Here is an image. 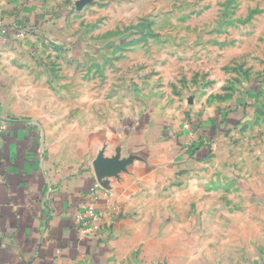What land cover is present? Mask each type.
I'll list each match as a JSON object with an SVG mask.
<instances>
[{"label": "rangeland", "instance_id": "1", "mask_svg": "<svg viewBox=\"0 0 264 264\" xmlns=\"http://www.w3.org/2000/svg\"><path fill=\"white\" fill-rule=\"evenodd\" d=\"M0 23L38 45L21 105L36 107L54 165L119 164L141 134L149 170L206 159L212 204L264 193V0H0ZM180 126L191 136L179 154ZM192 139L209 146L202 161L203 145L186 154Z\"/></svg>", "mask_w": 264, "mask_h": 264}, {"label": "crops", "instance_id": "2", "mask_svg": "<svg viewBox=\"0 0 264 264\" xmlns=\"http://www.w3.org/2000/svg\"><path fill=\"white\" fill-rule=\"evenodd\" d=\"M13 31L0 36V118L8 119L0 132V264H264V193L253 188L247 201H206L217 188L211 165L193 163L194 154L179 157L191 136L187 126L176 141L189 166L176 163L173 171L147 168L153 155L141 134L119 164L69 174L45 159L40 116L24 100L35 88L38 45ZM189 145L186 154L203 140ZM206 147L204 141L206 154L196 159L210 154ZM93 185L109 189L122 208L101 239L80 235L74 220Z\"/></svg>", "mask_w": 264, "mask_h": 264}, {"label": "built area", "instance_id": "3", "mask_svg": "<svg viewBox=\"0 0 264 264\" xmlns=\"http://www.w3.org/2000/svg\"><path fill=\"white\" fill-rule=\"evenodd\" d=\"M14 30L16 37H22L24 28L20 25L6 27L0 23V36L7 40L8 31ZM7 118H0V132L7 129ZM93 185L89 192L79 201V208L74 214L76 229L80 235L101 239L107 232L109 225L118 219L121 207L106 188L99 189ZM100 190V191H99ZM101 201L104 206L101 208Z\"/></svg>", "mask_w": 264, "mask_h": 264}, {"label": "water", "instance_id": "4", "mask_svg": "<svg viewBox=\"0 0 264 264\" xmlns=\"http://www.w3.org/2000/svg\"><path fill=\"white\" fill-rule=\"evenodd\" d=\"M100 164H101V165L111 166V165H113L114 163L112 164V161H110V160H108V161L105 160V161H100V162H98V163H96V164H94V165L96 166V165H100Z\"/></svg>", "mask_w": 264, "mask_h": 264}, {"label": "trees", "instance_id": "5", "mask_svg": "<svg viewBox=\"0 0 264 264\" xmlns=\"http://www.w3.org/2000/svg\"><path fill=\"white\" fill-rule=\"evenodd\" d=\"M120 216H122V214Z\"/></svg>", "mask_w": 264, "mask_h": 264}]
</instances>
